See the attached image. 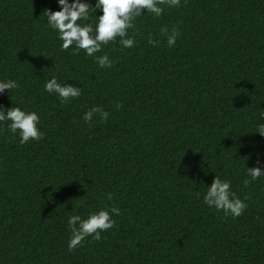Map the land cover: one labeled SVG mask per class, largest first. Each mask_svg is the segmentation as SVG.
<instances>
[{
  "label": "trees",
  "instance_id": "16d2710c",
  "mask_svg": "<svg viewBox=\"0 0 264 264\" xmlns=\"http://www.w3.org/2000/svg\"><path fill=\"white\" fill-rule=\"evenodd\" d=\"M45 9L58 0H0V80L20 85L0 108L35 111L44 133L21 145L0 122V264H264V176L243 184L247 168L264 171V0L145 10L134 47L96 54L111 68L62 51ZM165 25L180 30L171 48ZM53 76L81 96L62 104L44 88ZM93 106L107 122L83 120ZM216 175L249 197L241 216L203 202ZM113 205L116 226L69 251V217Z\"/></svg>",
  "mask_w": 264,
  "mask_h": 264
},
{
  "label": "clouds",
  "instance_id": "9594fccd",
  "mask_svg": "<svg viewBox=\"0 0 264 264\" xmlns=\"http://www.w3.org/2000/svg\"><path fill=\"white\" fill-rule=\"evenodd\" d=\"M186 2V0H185ZM60 6L59 11L44 10L47 17L48 25L57 31L58 38L62 41L61 50H68L75 45L74 54H78L81 50L89 57H95L96 62L101 68H111L114 61L107 54L97 56L102 52L103 47L117 40L123 48H132L135 46V36L138 30L130 36L129 30L135 29V21L141 17L145 10L147 13L155 17H160L164 12V6L168 8L179 7L180 0H97L95 7L81 0H58ZM101 10L102 15L96 17L95 23H82V21L90 20V11L96 12ZM160 35L166 38L168 47L176 44L177 37L180 35L178 27L173 26L171 29L167 25L161 27ZM162 41L148 38V43L153 46H160ZM20 87L15 80H0V93L6 89L15 90ZM45 91L58 95L62 104H68L72 99L78 98L82 94V89L71 84H61L57 78L53 76L44 85ZM122 107L116 104L117 110ZM99 115L102 123L107 122L109 113L101 106H93L88 109L83 120L91 124L93 117ZM10 122L8 130L15 136L19 133L21 145L26 144L30 140L40 141L44 138V133L40 131L38 125L40 116L35 111H25L18 106L10 109L0 108V122ZM256 132L264 136V124L257 127ZM259 165V160L257 161ZM247 174L250 179H245L243 184L247 187L252 181L264 176V171L260 166L247 168ZM84 198V197H83ZM82 199V198H80ZM108 199H112V194H108ZM249 197L245 196L244 200ZM237 197L232 191L231 182L221 179L216 175L210 187L207 188L203 196V202L218 211H222L226 216L231 215L236 218L241 216L247 209L248 205ZM112 214L120 215L119 208L114 205L102 208L96 212H92L86 219H82L80 215L74 214L69 217L67 223L71 230V236L68 241L69 251L82 246L88 237H92L95 241L103 239L102 232L108 231L116 226V221L112 218Z\"/></svg>",
  "mask_w": 264,
  "mask_h": 264
}]
</instances>
